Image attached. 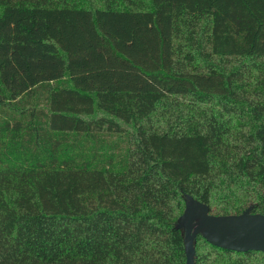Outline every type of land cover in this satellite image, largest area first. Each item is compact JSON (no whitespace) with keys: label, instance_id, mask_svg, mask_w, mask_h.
<instances>
[{"label":"trees","instance_id":"16d2710c","mask_svg":"<svg viewBox=\"0 0 264 264\" xmlns=\"http://www.w3.org/2000/svg\"><path fill=\"white\" fill-rule=\"evenodd\" d=\"M184 193L264 214V0H0V264H185Z\"/></svg>","mask_w":264,"mask_h":264},{"label":"water","instance_id":"95a60500","mask_svg":"<svg viewBox=\"0 0 264 264\" xmlns=\"http://www.w3.org/2000/svg\"><path fill=\"white\" fill-rule=\"evenodd\" d=\"M184 206L174 227L182 234L185 264H193V240L200 234L208 243L224 250L264 253V214L250 212L213 215L205 203L185 194Z\"/></svg>","mask_w":264,"mask_h":264}]
</instances>
